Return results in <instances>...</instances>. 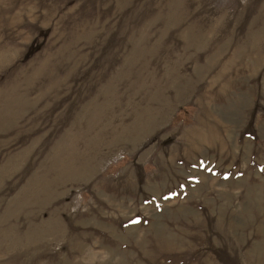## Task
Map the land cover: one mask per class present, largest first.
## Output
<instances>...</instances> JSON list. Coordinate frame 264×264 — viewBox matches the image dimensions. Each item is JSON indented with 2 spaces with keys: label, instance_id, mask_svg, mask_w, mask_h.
<instances>
[{
  "label": "rangeland",
  "instance_id": "obj_1",
  "mask_svg": "<svg viewBox=\"0 0 264 264\" xmlns=\"http://www.w3.org/2000/svg\"><path fill=\"white\" fill-rule=\"evenodd\" d=\"M0 264H264V0H0Z\"/></svg>",
  "mask_w": 264,
  "mask_h": 264
}]
</instances>
